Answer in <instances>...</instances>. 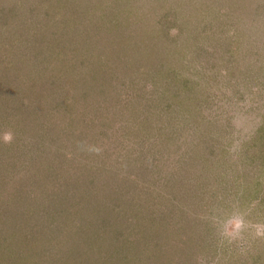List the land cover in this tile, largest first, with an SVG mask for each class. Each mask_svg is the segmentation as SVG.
<instances>
[{"label": "rangeland", "instance_id": "obj_1", "mask_svg": "<svg viewBox=\"0 0 264 264\" xmlns=\"http://www.w3.org/2000/svg\"><path fill=\"white\" fill-rule=\"evenodd\" d=\"M5 129L0 264H264V0H0Z\"/></svg>", "mask_w": 264, "mask_h": 264}, {"label": "clouds", "instance_id": "obj_2", "mask_svg": "<svg viewBox=\"0 0 264 264\" xmlns=\"http://www.w3.org/2000/svg\"><path fill=\"white\" fill-rule=\"evenodd\" d=\"M14 139V132L11 129H5L2 132H0V141H2L5 144H10ZM238 235L236 237H233V240L240 239V234L243 232V223H241L238 226ZM256 238H264V230L257 229L255 232Z\"/></svg>", "mask_w": 264, "mask_h": 264}]
</instances>
